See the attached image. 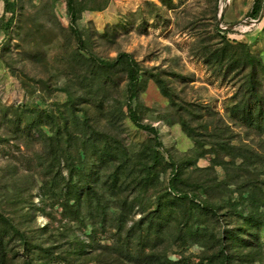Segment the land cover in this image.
I'll return each mask as SVG.
<instances>
[{"label":"rangeland","instance_id":"obj_1","mask_svg":"<svg viewBox=\"0 0 264 264\" xmlns=\"http://www.w3.org/2000/svg\"><path fill=\"white\" fill-rule=\"evenodd\" d=\"M80 1L71 26L67 0H0V264H264V121L258 106L241 116L259 98L264 112V14L247 17L254 0ZM120 53L142 69L133 106L162 148L128 117L125 75L89 59ZM107 144L118 153L101 160ZM167 159L213 212L151 222Z\"/></svg>","mask_w":264,"mask_h":264},{"label":"trees","instance_id":"obj_2","mask_svg":"<svg viewBox=\"0 0 264 264\" xmlns=\"http://www.w3.org/2000/svg\"><path fill=\"white\" fill-rule=\"evenodd\" d=\"M4 1H7V0H4ZM81 5H82V1L80 0H67V11L70 17L71 26L75 24L81 12L83 11V9H81ZM263 7H264L263 0H254L251 10L247 13V17H249L251 20H258L260 18ZM216 30L218 34H221V32H223L224 35H222V38L225 39L229 44H232V46L236 45L237 48L238 47H241L242 49L243 47L246 48V45H244L243 42H239L238 40H231L226 36V34L230 33L232 30H222L218 26ZM72 31H73V34L75 35L76 42L78 44L79 49H85L84 47L85 44H84V40L82 38L81 33L78 31V29L74 27L72 28ZM245 52L246 51L242 53H245ZM89 59L95 64V66L99 70H101L105 74H108L112 71H117V72H122L125 75L126 77V102H127L126 107L128 111V117L137 127L147 131L152 136L155 142L154 144L158 148H162V145L158 139L157 129L150 125L142 124L140 122L136 109L133 106V102L138 99L139 92L143 85L142 69L139 63L128 53H120L117 55L116 58L112 60L98 59L92 54L91 55L89 54ZM239 60H245L246 62H249L252 65H254L255 62H257L255 58L251 57V55L249 54H245L243 58ZM260 62H259L260 64L259 68L261 70V73H263V76H264V59H262V61ZM257 106L259 109V113L255 117H256L258 124L261 125L264 121V112L262 108L263 107L262 100L260 98L255 99L254 102L249 101L246 107L244 108L245 110L242 111L241 116L247 122L252 121L255 118H252L251 113H252L253 108L256 109ZM92 138L94 141L93 144H95L96 141H99L98 134L93 135ZM117 151L118 150H115L113 148V145L109 146V144H107L103 151V155H102L104 157H102L101 160H105L104 158L109 156L111 153H118ZM157 154H159V152H157ZM157 158H159V155L157 156ZM167 158L169 157L167 156ZM166 161L169 162V165H171L172 170H171V173L168 179V184H167V188L165 189V193L162 196V199L158 201L157 203V207H158V210L156 213L157 215L154 217V219L151 222L153 224L156 223V226H158L159 222L162 219H168L172 216L173 210L180 209V212L183 210H190L191 205H195V204H198L197 208H200V209L206 208L207 210H210L213 212L214 209H212V207H210L209 205H204L202 203H199L198 201H196V198L194 195H190L186 192H183L180 189V186H179L180 174H179L178 168L174 165L173 161H170L169 159H167ZM85 176L86 178H90V174H87ZM82 188L83 187H81L80 189ZM79 192L80 191H78L76 196L68 197V199L77 200V201L80 200ZM86 198H89V195H87ZM68 205L69 203L67 201L63 202V206L65 208L68 207ZM69 211L72 213V216H78L79 214L78 209L71 208V210H67V212Z\"/></svg>","mask_w":264,"mask_h":264},{"label":"water","instance_id":"obj_3","mask_svg":"<svg viewBox=\"0 0 264 264\" xmlns=\"http://www.w3.org/2000/svg\"><path fill=\"white\" fill-rule=\"evenodd\" d=\"M224 13H225V10L222 12V14H221L220 17H219V23H220V24H221V22H222V19H223V15H224ZM263 14H264V7H263V9H262V12H261L260 18H259L258 20H252V21H255V23H259L260 20H261L262 17H263ZM238 24H239V23L232 24V25H230L228 28H229V29H232V28L236 27ZM225 29H227V28H225Z\"/></svg>","mask_w":264,"mask_h":264}]
</instances>
